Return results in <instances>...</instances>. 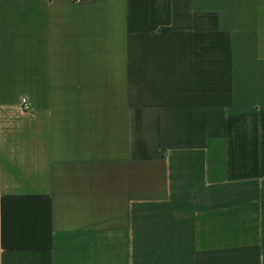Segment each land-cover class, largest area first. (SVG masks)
<instances>
[{
  "label": "crops",
  "instance_id": "0c3cea01",
  "mask_svg": "<svg viewBox=\"0 0 264 264\" xmlns=\"http://www.w3.org/2000/svg\"><path fill=\"white\" fill-rule=\"evenodd\" d=\"M0 264H264V0H0Z\"/></svg>",
  "mask_w": 264,
  "mask_h": 264
},
{
  "label": "built area",
  "instance_id": "2783aa9c",
  "mask_svg": "<svg viewBox=\"0 0 264 264\" xmlns=\"http://www.w3.org/2000/svg\"><path fill=\"white\" fill-rule=\"evenodd\" d=\"M21 102H22V107H23L25 110L29 109V104H28L26 98H22V101H21Z\"/></svg>",
  "mask_w": 264,
  "mask_h": 264
}]
</instances>
